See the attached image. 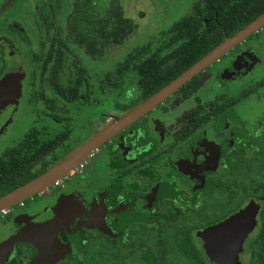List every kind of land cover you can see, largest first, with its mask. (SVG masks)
<instances>
[{"label": "trees", "instance_id": "1", "mask_svg": "<svg viewBox=\"0 0 264 264\" xmlns=\"http://www.w3.org/2000/svg\"><path fill=\"white\" fill-rule=\"evenodd\" d=\"M262 11L264 0H201L193 11L161 32L169 35L168 39L152 54L140 59L146 52V47L140 45L117 63L118 75L135 71L137 92L133 100L124 104L114 102L112 108L124 111L152 94ZM39 19L37 27L43 38L39 42L41 53L32 54L36 67L30 73L31 84L38 90L36 99L44 100L42 112L53 121L62 122L68 112L65 103L85 98L84 88L88 87L77 56L72 54L67 61V44H75L85 55L96 57L108 44L121 42L133 24L123 17L117 0H73L61 31H55L47 15ZM24 41L30 44L25 34ZM6 72L9 71L0 53V77ZM196 79L192 77L179 90L191 94ZM262 83L242 90L237 97L207 101L198 108L206 109V113L197 116L192 111L186 128L174 137L175 141L194 132L206 118L216 117ZM67 138V131H63L39 142L37 130L31 127L17 142L3 149L0 195L50 166L48 157ZM162 152H153L151 157ZM143 164L141 158L135 167ZM188 168L191 191L183 200L166 199L154 190L149 203L150 222L130 223L123 235L116 238L78 224L76 251L69 252L56 264H210L197 233L236 212L249 200L258 205L256 223L238 258L240 264H264V126L248 140L236 143L205 179L202 188L191 166ZM148 169L154 171L152 166ZM33 254L32 245L19 242L6 264H29Z\"/></svg>", "mask_w": 264, "mask_h": 264}, {"label": "rangeland", "instance_id": "2", "mask_svg": "<svg viewBox=\"0 0 264 264\" xmlns=\"http://www.w3.org/2000/svg\"><path fill=\"white\" fill-rule=\"evenodd\" d=\"M5 1L6 0H0V6ZM199 1L200 0H117L123 17L130 20L133 24V29L123 37L121 42L110 43L104 47L101 53L96 57H89L77 46L72 44L68 45L72 52H70L69 49L66 51L67 61L72 58V54L77 56L79 64L85 70L84 75L88 81V87L84 88L85 98L65 103L68 110L66 119L57 123L42 112V109L45 107L44 100L42 98L36 99L38 90L33 88L30 79V73L36 67V63L31 58L33 53H37L38 55L41 53L39 42L43 36L37 27L41 14H51L53 16L52 22L55 31H61L63 28L64 16L69 11L73 0H13L0 12V44L5 48V56L8 58L6 61V68L8 70L15 69L14 67L16 65H20L24 71V79L20 81L22 82V88L20 87L17 103L6 105L0 112V153L6 147L17 142V140L23 136L24 132L31 127L37 130L39 142L52 137L58 132L67 131L68 138L48 157V162L51 165L64 157L105 123L119 116L123 111H117L112 108L113 103L119 102L124 104L135 98L137 92L135 80L137 75L133 70H127L120 75L116 74L115 68L117 63L134 47L140 45L146 47V52L139 58L141 59L149 56L157 47L164 44L168 39L169 35L161 34V32H165L172 22L191 12ZM5 21L7 25L10 24V29L23 31L30 41V44L27 45L26 42L14 36L12 31L6 30L3 24ZM5 39H7L8 42L5 43ZM259 41V49L254 47V52L259 59L261 58L264 61V35L261 36ZM255 45L256 41H252V39H245L235 45L204 71L202 74L203 81L209 82L213 78L218 79L217 76H219L220 72H222V70H229L228 66L236 57L241 53L244 54V52L249 51V48ZM164 52L165 51H163L162 54ZM263 73V70L258 72V70L254 69L250 74H244L243 79L237 80L236 83H231L223 77V81H221L219 85L216 86L210 83L205 88V94L201 91L200 95L202 97H207L211 95L209 93L222 92L225 95L234 96L240 89L262 77L261 75ZM166 103H163V105ZM14 105L17 106L16 109H13ZM233 109L236 111L238 117L243 119L244 124L249 129L250 132L247 131V133L255 134L259 132L262 128L261 118L264 119V88H260L256 92L251 93L248 97L242 99ZM229 114H233V112ZM223 122L224 119L220 117L218 124L222 126ZM129 128L130 127H126V129H123L110 138L107 143H104L98 147L97 150L93 151L91 154H96L93 158L90 157L91 154L88 155V157L82 161L83 165L87 163L83 170H80V167H75L56 185L44 189L42 193H49L52 197L51 199H55L54 195H65L64 192H72V190H74V184H68L75 182L83 184V182L85 183L88 180L94 179L102 181L106 173H108L109 176L104 180L113 181V178L117 176L113 174H117L115 172L119 169V172L123 173L122 167L124 165L118 168L115 167L117 164L112 161L113 159L110 158L111 155H107V153L109 154L108 150L111 149V152L114 151L112 155L118 154L121 148L122 150L124 149L123 153L126 150L128 159L131 156L128 161L129 163L133 160L132 157L136 153V149L139 150L138 147L146 145L147 142L143 139L133 147L126 145L133 140V137L138 138L143 134L142 129L137 126L131 129L136 136H130L127 134ZM123 134H126L125 143H123ZM124 144L126 146H124ZM197 144L198 143H196V145ZM190 149L191 147L189 145L184 147L180 152V159L173 163L174 167L172 170L175 171L176 174L184 173L186 169L184 158L187 151ZM161 163H163L162 160L156 161V159H153L149 162L148 166L154 168L157 166L159 168ZM93 168H97L94 169L96 170L94 174L91 177H89V175L87 176ZM111 171L114 173L109 174ZM142 173H146L150 176L149 171H143ZM66 184L67 186H65ZM67 187L69 188L66 190ZM35 196L36 197L25 200L24 203H28L31 199L38 198L39 193ZM19 216L23 217L22 214ZM30 220V218H27L25 221L28 222ZM17 225H20L18 219L16 221H13L11 218L7 219V222L2 226H8V229L7 231H1L3 227H0V238L10 237L13 231L17 229ZM22 226L23 223H21L18 229ZM75 247L76 244L72 243L71 249L76 251Z\"/></svg>", "mask_w": 264, "mask_h": 264}, {"label": "flooded vegetation", "instance_id": "3", "mask_svg": "<svg viewBox=\"0 0 264 264\" xmlns=\"http://www.w3.org/2000/svg\"><path fill=\"white\" fill-rule=\"evenodd\" d=\"M200 3H201V0L198 3H196V5ZM46 15L50 20H53L52 19L53 16L51 14H43V15L41 14V17L46 16ZM3 24L6 30L12 31L14 36H16L19 40L26 42L24 41L23 31H19L17 29H10L9 27L10 24L7 25L6 21ZM262 35H264V25H262L258 30H256L254 33H252L251 35L245 38V39H252V41H256V45L251 46L252 48L250 47L249 51L244 52V54L241 53L238 57H236L228 66L229 70H222V72H220L219 76H217L218 79L213 78L209 82H204L205 80L203 81L202 79L203 77L202 74L204 73L206 69L210 67V65L213 63L212 62L210 65L205 67L202 71L194 75L197 78L196 86L193 89V92L191 94L185 95L182 91L179 90L180 88L179 87L174 93L168 96L165 100H163L161 103H159L154 108L149 110L147 113H145V115H143L142 117L138 118L136 121L131 123L128 126L130 128L129 130H127L128 131L127 134L130 136H136L135 134H133L131 129L138 126L140 127V129H142L143 137L142 135L139 136L138 138L133 137V140L127 143L126 145H130V147H133L135 144L141 142L143 139H145L147 142H146V145H142L138 147L139 150L136 149V153L132 157L133 160L131 159L132 161L128 163L131 156L129 157L127 164H125V166L126 165L127 166L122 167L123 173L119 172L120 169L116 170L115 173L117 174H113L114 173L113 171L109 173V174L117 175L115 178H113L114 179L113 181L104 180L105 178L109 176L108 173H106L102 181L98 179H94V180H88L85 183L83 182V184L78 183V182L71 183L68 185L74 184V187H73L74 190H72V192L71 191L68 192L66 190L69 187H67L66 190H64L66 191L64 192L65 195H60V196L58 194L54 195L55 199H51L52 197L49 193L44 194L40 192L38 198L33 199L34 206L31 209H29L31 200H29L28 203H24L23 201L21 206L17 208H13V210L8 211L2 218H0V227L1 228L3 227L1 231L2 230L7 231L8 226H2L7 222V219L11 218L13 221H16L18 219L19 224L21 225V223H23V226L18 229L20 225L19 226L17 225L16 227L17 229L13 231L11 235L13 236L18 231L21 232L31 222H39L44 219L51 218L54 215V207L56 205L58 208L57 210L58 213L59 214L64 213L65 215L77 214L81 211V209H84L82 210L83 214L81 213L79 216L74 217V219L71 221L70 226L67 230L63 228L58 232V238L62 242H68L70 244L69 252H73L75 250L71 249V244L77 243L76 242L77 236H78L76 232L77 226L78 224L84 225V223L88 221L89 212L93 209L92 206L94 204V201L97 204L101 200L105 203L108 212L103 214V220L106 223V225L112 230V232L117 234V236L113 237V238H116L118 236L123 235L125 228L130 223H133V222L134 223L135 222L149 223L150 222L149 203L152 199L151 197L153 195L152 193L154 190H157V192L166 199L168 198V199H172L175 201L183 200L182 197L189 195L190 194L189 192L191 191L189 182L192 176H190L191 173H190V170H188L189 169L188 165L191 166L192 168L191 170L193 174H195L197 181L199 183V179L192 167V164L193 163L212 164L215 159L216 160L215 168L213 171L209 172L205 176L204 178V182H205V179L216 170V168L219 166V164L222 163L226 155L230 152V150L233 148V146L236 143H239L241 141H246L253 135V133L251 134L245 133V130L248 132L250 131L244 124L243 119H240L238 117L233 107L236 104H238L242 99L248 97L251 93L256 92L260 88H264V75H263L264 73L261 75L262 77L246 85L244 88L240 89L234 96H228V95L223 94L222 92H218V93L214 92V93H209L211 95L207 97L205 96L202 97L200 95V92L202 91L204 93L205 88L210 83L216 86L219 85L220 82L223 81V77L225 80H228L231 83H236L237 80L243 79L244 74L246 73L250 74L254 69L258 70V72L260 70L264 71V61L261 58L259 59L258 56H256V53L254 52V47L259 49V44H260L259 40ZM6 42H8L7 39H5V43ZM68 45L69 44H67V48L70 50ZM72 45L77 46L75 44H72ZM78 48L82 51L80 47ZM0 53L3 57L4 63L6 66V61L8 58H6L5 56V48L3 47L2 44H0ZM14 68L15 69H10L8 71H14L17 68H20V70L23 71L20 65H16ZM23 79L24 78H22L21 81ZM259 81H262L263 83L256 90L250 92L247 96L243 97L242 99H239L235 104L224 109L216 117L206 118L205 121L200 125V127H198L194 132L189 133L183 139H179L175 141L174 137L178 135L181 130L186 128L188 124L189 115L192 111L195 110L192 113H194L197 116H201L206 113V109L198 110V108L203 106L207 101H210L217 97L222 98V100L229 98V97H237L242 90L248 89L250 86L254 85L255 83ZM21 85H22V82H21ZM163 103H166V104L163 105ZM16 107L17 106L14 105L13 109H16ZM2 110H0V112ZM230 112L231 113L233 112V114H229ZM220 117L224 119L222 126L218 124V120L220 119ZM261 121H262V128H263L264 119L261 118ZM125 135L123 136L124 138L123 143H125L126 141ZM196 143L198 144L196 145ZM188 145L191 147V149L187 151V154L184 158V162L186 163L185 164L186 169L184 170L183 174H178V173L176 174L175 171L172 170L174 167L173 163H175L178 159H180L181 157L180 152L182 151L184 147ZM162 150L163 152L161 154L157 155L154 158L151 157V153L162 151ZM140 157L144 161V164L139 167H135V164L141 160ZM149 157L150 159L146 161ZM153 159H156V161L162 160L163 163H161V166H159V168L157 166L155 168L153 167L154 171L151 172V170L148 169L150 167L148 165H149V162ZM116 160L117 159H113L112 161L118 164V161ZM86 165L87 163H84V165L82 163V167L80 170H83L86 167ZM115 167L118 168L117 165ZM127 168H131V170L124 171ZM143 171L144 172L149 171L150 176H148V174L146 173H142ZM91 173L93 172L91 171L90 173L87 174V176L89 175V177H91L92 176ZM165 184H168L174 190L175 194L165 195L163 193V190H165L164 189ZM203 185L200 186V183H199L200 188H202ZM65 186H67V184ZM137 192H141V193L139 195H136ZM33 197H36V196L34 195L32 196V198ZM80 202L82 203L81 209L78 204ZM128 206H132L133 210L136 213L140 215H146L147 221L129 222L123 227L121 232L118 233V230L121 229L120 228V221L122 220L121 211L124 210V214L128 215L129 214V210L127 208ZM119 207L121 209L122 207L124 208L121 210V209H118ZM25 209H29L28 210L29 214L24 215L23 217H20L19 216L20 213H23ZM101 211H102V208L100 207L95 208L91 222L93 223L97 222L98 216L100 215ZM27 218H30L31 220L28 222L25 221L27 220ZM85 228L97 230L96 228H89L87 226H85ZM250 233H248V235ZM8 238L9 237L0 238V264L7 263L6 259L12 256L15 250L16 244L19 243V242L14 243L13 248L11 249L9 254L6 255L5 252L3 251V245L6 246V243H7L6 240ZM34 254H35V248H34ZM240 254L241 252L239 253V255ZM2 256H4L5 259H2Z\"/></svg>", "mask_w": 264, "mask_h": 264}, {"label": "water", "instance_id": "4", "mask_svg": "<svg viewBox=\"0 0 264 264\" xmlns=\"http://www.w3.org/2000/svg\"><path fill=\"white\" fill-rule=\"evenodd\" d=\"M12 1L13 0H6L0 6V12ZM262 25H264V11L257 14L234 33L225 36L223 40L209 49L200 58L155 92L138 101L130 108L124 110L119 116L114 117L111 121L94 131L64 157L48 166L44 171L0 195V210L10 208L20 202L30 199L44 189L56 184L65 177L70 170L81 164V162L98 147L128 127L138 118L145 115V113L165 100L194 75L217 60L233 46L254 33ZM23 77L24 72L21 71L20 68L6 72L0 77V110L8 104L17 103L21 87L20 81ZM245 133H247L246 130ZM215 163L216 160L214 159L212 164H192L199 179L200 186L203 185L205 176L214 170ZM164 189L163 193L165 195L175 194L174 190L168 184H165ZM78 204L81 209L82 203L80 202ZM92 207L93 209L89 212L88 221L85 222L84 225L89 228H96L107 236H117L103 220V214L108 212L105 203L102 200L98 204L94 201ZM96 207L102 208V211L98 216L97 222L93 223L91 219ZM123 208L124 207H122V209ZM127 208L129 210L128 215L124 214V210L120 207L118 208L122 210V220L120 221L121 229L118 230V233H120L123 227L129 222L147 221L146 215L136 213L132 206H128ZM57 210L58 208L56 205L54 207V215L51 218L29 223L28 226L20 232L26 235V237L17 236L19 231L9 237L6 240V246L3 245L5 254H9L14 243L26 242L35 248V254L29 261V264H56L59 260L64 258L70 251V244L68 242H62L58 238V232L63 228L67 230L74 217L79 216L84 209L68 217L61 216L60 214L59 216ZM257 211V203L253 200H249L236 212L215 224L204 227L197 233L202 242L201 246L204 254L210 264H240L238 255L242 250L243 240L255 226Z\"/></svg>", "mask_w": 264, "mask_h": 264}, {"label": "crops", "instance_id": "5", "mask_svg": "<svg viewBox=\"0 0 264 264\" xmlns=\"http://www.w3.org/2000/svg\"><path fill=\"white\" fill-rule=\"evenodd\" d=\"M124 146H125V144H124ZM123 150L121 148L120 152L118 154H116V155H112L114 151L111 152V149L108 150L109 154L107 153L108 156L111 155L110 158L117 159L116 161H118V164H117L118 167L119 166H123V165L125 166V164H127V161H128V156H126V152L127 151L125 150V152L123 153ZM94 155H96V154H91L90 157L93 158ZM94 169H97V168H93L92 169V171H93V173H91L92 175L94 174ZM33 206H34V203H33V200L31 199V202H30V205H29V209H31ZM29 209H25L24 212L20 213V214H22L23 216L29 214V212H28Z\"/></svg>", "mask_w": 264, "mask_h": 264}, {"label": "built area", "instance_id": "6", "mask_svg": "<svg viewBox=\"0 0 264 264\" xmlns=\"http://www.w3.org/2000/svg\"><path fill=\"white\" fill-rule=\"evenodd\" d=\"M77 167H82V163L81 164H79ZM59 182V181H58ZM57 182V183H58ZM56 183V184H57ZM56 184H54V185H56ZM22 205V202H20V203H18L17 205H14V206H12V207H10V208H7V209H2V210H0V218H2L8 211H11V210H13V208H17V207H19V206H21Z\"/></svg>", "mask_w": 264, "mask_h": 264}, {"label": "bare ground", "instance_id": "7", "mask_svg": "<svg viewBox=\"0 0 264 264\" xmlns=\"http://www.w3.org/2000/svg\"><path fill=\"white\" fill-rule=\"evenodd\" d=\"M58 215H59V213H58ZM60 215H61V216H66V217H68L69 215H72V214L65 215L64 213H61ZM60 215H59V216H60ZM17 236L26 237V235H24V234H22V233H20V232L17 234Z\"/></svg>", "mask_w": 264, "mask_h": 264}]
</instances>
